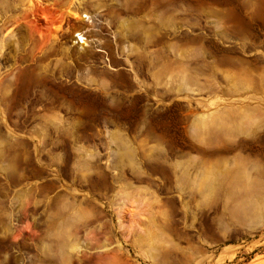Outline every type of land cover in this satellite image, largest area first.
Listing matches in <instances>:
<instances>
[{
  "label": "rangeland",
  "instance_id": "374dc122",
  "mask_svg": "<svg viewBox=\"0 0 264 264\" xmlns=\"http://www.w3.org/2000/svg\"><path fill=\"white\" fill-rule=\"evenodd\" d=\"M0 264H264V0H0Z\"/></svg>",
  "mask_w": 264,
  "mask_h": 264
},
{
  "label": "bare ground",
  "instance_id": "6f19581e",
  "mask_svg": "<svg viewBox=\"0 0 264 264\" xmlns=\"http://www.w3.org/2000/svg\"><path fill=\"white\" fill-rule=\"evenodd\" d=\"M76 38L77 40L75 41V43H82L90 46V44L88 43V39L82 33L79 32L78 34H76Z\"/></svg>",
  "mask_w": 264,
  "mask_h": 264
},
{
  "label": "built area",
  "instance_id": "2783aa9c",
  "mask_svg": "<svg viewBox=\"0 0 264 264\" xmlns=\"http://www.w3.org/2000/svg\"><path fill=\"white\" fill-rule=\"evenodd\" d=\"M87 18V17H86Z\"/></svg>",
  "mask_w": 264,
  "mask_h": 264
}]
</instances>
